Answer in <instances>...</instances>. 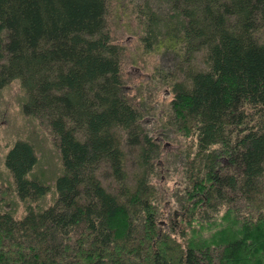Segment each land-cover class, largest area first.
<instances>
[{"label": "trees", "instance_id": "16d2710c", "mask_svg": "<svg viewBox=\"0 0 264 264\" xmlns=\"http://www.w3.org/2000/svg\"><path fill=\"white\" fill-rule=\"evenodd\" d=\"M111 1L0 0V90L20 80L23 113L51 131L60 165L35 173L29 139L8 151L0 264H264V0H116L133 6L145 51L174 65L153 79L171 87L170 123L189 139L170 159L182 168L173 212L141 123L154 88L126 93Z\"/></svg>", "mask_w": 264, "mask_h": 264}, {"label": "rangeland", "instance_id": "374dc122", "mask_svg": "<svg viewBox=\"0 0 264 264\" xmlns=\"http://www.w3.org/2000/svg\"><path fill=\"white\" fill-rule=\"evenodd\" d=\"M109 6H111L107 17L109 30L112 31L114 41L124 48L125 53L122 61V72L126 93L130 96L136 95L142 101L148 100L146 97L151 96L149 100L153 104L151 106L152 113L150 116H146L141 123L161 148V155L156 163L158 175L155 176L152 183L157 185L160 194L165 199V202L162 201L164 210L170 209L169 211L173 212L170 201L171 194L177 186H182L179 183L182 180V168L180 163L173 164L174 160L170 159L177 150L186 149L189 139L176 132L174 125L170 123L173 116L170 111L173 100V95L169 91L171 87L157 86L153 79L156 80V71L169 67L172 69L174 65L168 59L170 57L167 58L165 52H146L142 40H140L141 33L136 30L131 31L130 27H137L138 23L137 17L132 11L133 6L129 7L128 10L126 9L125 12L123 9L119 10L116 0H112ZM195 62L198 68L205 67L201 54L196 56ZM170 68L169 70H171ZM149 87H153L154 91L147 96ZM25 99L26 93L18 78L0 90V199L5 194L2 189L12 184L4 161L8 151L19 140L29 139L37 144L36 149L39 155L40 167L34 170L35 173L39 172L41 174L46 170H51L50 172L54 171L55 176L60 172L54 136L39 120L33 117L29 118L23 113L22 104ZM124 149L130 155L131 149L129 147ZM134 165L133 159L129 156L127 171L130 172ZM41 167L42 169H40ZM107 173V169L101 172L105 185L111 183ZM51 180L50 178L48 182ZM17 203L16 211L21 216L24 213V205L18 201ZM178 216L179 213L176 217L177 220Z\"/></svg>", "mask_w": 264, "mask_h": 264}]
</instances>
